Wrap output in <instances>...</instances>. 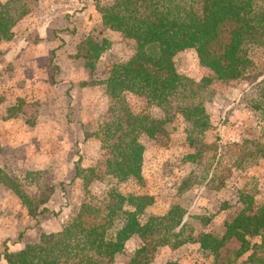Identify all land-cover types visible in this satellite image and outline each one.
<instances>
[{
    "label": "trees",
    "instance_id": "1",
    "mask_svg": "<svg viewBox=\"0 0 264 264\" xmlns=\"http://www.w3.org/2000/svg\"><path fill=\"white\" fill-rule=\"evenodd\" d=\"M33 1L37 0H0V44L13 38L15 26L29 14ZM96 10L104 27L134 44L131 57L112 63L95 82L108 99L106 125L101 129L106 147L103 171H98L97 164L75 162L74 179L84 190L95 182H109L108 198L101 211L82 202L59 231L41 233L17 251L4 248L0 258L6 264H115L126 242L136 235L140 245L126 264H154L152 255L159 248L177 249L189 243L197 244L203 264H264V203L254 206V188H239V210L216 231L200 228L210 223L211 214H189L178 203L142 220L155 197L142 191L145 148L139 132L146 126L147 134L154 137L163 121L146 125L148 116L136 111L126 95L134 93L163 104L190 124L186 142L193 151L184 160L203 170L184 178L179 192L200 186L222 189L232 166L244 168L264 157V141L242 145L233 165L222 166L214 161L216 143L203 142L212 126L205 106L218 95L214 79L247 80L249 106L264 118V70H257L253 57L255 50L264 48V0H110L97 3ZM109 47L107 37L91 30L70 56L82 59L93 72ZM185 49H194L213 77L193 79L180 73L174 56ZM208 148L214 150L211 158L206 155ZM42 175L40 170L28 171L21 183L0 169V187L9 188L35 216L54 193V186L44 182ZM23 185L36 186V194L29 195ZM221 208H227V202ZM232 242L237 245L229 247ZM163 264L180 263L167 260Z\"/></svg>",
    "mask_w": 264,
    "mask_h": 264
},
{
    "label": "rangeland",
    "instance_id": "2",
    "mask_svg": "<svg viewBox=\"0 0 264 264\" xmlns=\"http://www.w3.org/2000/svg\"><path fill=\"white\" fill-rule=\"evenodd\" d=\"M109 1H33L29 14L15 26L13 38L0 44V169L21 183L26 172L40 170L42 180L54 186L53 195L38 207L35 216L9 188L0 187V252L4 248L17 251L41 233L59 231L82 202H90L101 211L108 198L109 182H95L84 190L74 179V168L80 159L82 165L97 164L98 171H103L106 147L101 129L106 125L108 99L103 87L95 82L104 77L112 63L127 60L134 53L131 40L102 25L96 4ZM91 30L110 40L93 72L82 59L70 56L76 43ZM253 57L257 70H264V48L255 50ZM174 61L180 73L193 79L213 77L194 49L179 51ZM212 85L218 95L205 106L212 126L203 135V142H215L214 161L232 166L242 145L264 141V118L249 106L251 85L247 80L214 79ZM126 95L136 111L148 116L146 125L163 121L154 137L147 134L146 126L139 132L145 148L146 185L142 191L155 197L142 220L178 203L189 214H211L210 223L200 228L216 231L239 210V188H254L255 207L264 203V157L244 168L232 166V174L220 190L200 186L179 192L184 178L203 170V166L184 160V155L193 151L186 142L190 124L163 104L134 93ZM206 155L211 158L214 150L208 148ZM22 188L29 195L36 194L34 185ZM224 202L227 208L222 209ZM139 245L134 235L116 256L115 264H126ZM152 259L154 264L204 261L197 244L191 243L177 249L159 248ZM0 264L6 262L0 258Z\"/></svg>",
    "mask_w": 264,
    "mask_h": 264
},
{
    "label": "crops",
    "instance_id": "3",
    "mask_svg": "<svg viewBox=\"0 0 264 264\" xmlns=\"http://www.w3.org/2000/svg\"><path fill=\"white\" fill-rule=\"evenodd\" d=\"M24 18H25V17H24ZM24 18H23V19H24ZM23 19H22V20H23ZM22 20H21V21H22ZM21 21H20V22H21Z\"/></svg>",
    "mask_w": 264,
    "mask_h": 264
}]
</instances>
